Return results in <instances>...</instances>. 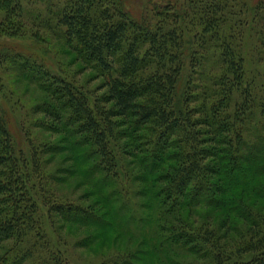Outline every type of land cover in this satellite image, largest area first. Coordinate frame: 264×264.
<instances>
[{"label":"trees","instance_id":"16d2710c","mask_svg":"<svg viewBox=\"0 0 264 264\" xmlns=\"http://www.w3.org/2000/svg\"><path fill=\"white\" fill-rule=\"evenodd\" d=\"M42 1L29 24L25 0H0V37L53 30L101 82L7 56L58 140L24 152L0 100V264H264V0H160L141 19ZM76 173L92 187L64 196Z\"/></svg>","mask_w":264,"mask_h":264},{"label":"rangeland","instance_id":"374dc122","mask_svg":"<svg viewBox=\"0 0 264 264\" xmlns=\"http://www.w3.org/2000/svg\"><path fill=\"white\" fill-rule=\"evenodd\" d=\"M160 0H124L127 8L132 14L141 19L146 15H151V9L154 7V2ZM257 1V0H250ZM159 4V3H158ZM27 6L28 17L27 22L34 23V20L38 12L45 6V1L42 0H25ZM44 14V11L41 10ZM152 13V12H151ZM43 40L37 41L31 35L24 37H0V100L5 110L6 117L9 122V126L13 135L17 141V145L24 152L29 149L30 137L37 140L43 139V144H50L53 140L57 141L58 136L56 134H50V131L42 129L39 125L43 122L44 115L39 112H35L36 104L41 103L44 96L33 83L28 81L18 73L17 69L13 67L8 60L7 56L15 54H26L37 57L44 60L47 65L52 67L57 72L76 77L79 82H90V86H96L101 82L100 78L94 77V71L91 68L83 66L75 54L71 51L65 39L53 30H41ZM68 154H72L66 151ZM65 154H62L64 156ZM55 158L48 164L49 168H53L56 165H61L62 158ZM73 159L67 160L63 165L73 164ZM79 167V166H78ZM80 168V167H79ZM79 170V169H78ZM77 180L85 181L84 185L80 188H73L74 181L71 184H64L60 186L61 193L64 196L72 198H81L84 196L85 191L92 187V184L86 180L84 174H77L74 177ZM94 199V197L92 196ZM81 201V199H79ZM84 202V201H82ZM45 219L48 225V232L54 231L55 237L59 236L60 231L58 224L52 223L49 215L45 212ZM57 227V228H56ZM58 229V230H57ZM69 227L64 226L61 232H68ZM73 232V230L71 231ZM71 236L73 233L70 234ZM84 235V232L75 233V236ZM91 259L95 258V254L91 253ZM85 255L88 256L86 253ZM32 264V263H31Z\"/></svg>","mask_w":264,"mask_h":264}]
</instances>
